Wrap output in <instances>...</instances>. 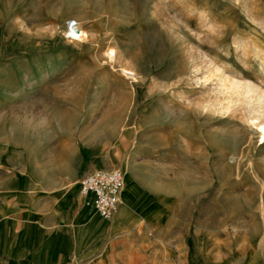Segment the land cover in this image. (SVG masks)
<instances>
[{
  "label": "rangeland",
  "instance_id": "1",
  "mask_svg": "<svg viewBox=\"0 0 264 264\" xmlns=\"http://www.w3.org/2000/svg\"><path fill=\"white\" fill-rule=\"evenodd\" d=\"M262 50L264 0H0V58L33 64L18 71L28 80L12 111L35 141L50 129L44 174L119 167L125 191L136 169L161 193V213L138 220L156 226L129 237L144 253L183 255L192 242L242 256L262 244L264 141L242 103L219 108L217 83L222 71L263 88Z\"/></svg>",
  "mask_w": 264,
  "mask_h": 264
},
{
  "label": "crops",
  "instance_id": "2",
  "mask_svg": "<svg viewBox=\"0 0 264 264\" xmlns=\"http://www.w3.org/2000/svg\"><path fill=\"white\" fill-rule=\"evenodd\" d=\"M9 54L3 51L0 58V264H264V240L254 241L242 256H211L203 244L201 254L196 253L192 242H185L183 255L163 253L155 246L151 253L142 252L144 243L129 237L156 226L138 220L161 213V198L153 197L161 193L136 169L131 188L123 190L109 219L86 203L78 183L83 173L75 176L73 162L71 171L58 179L44 174L49 126L37 129L41 140L35 141L32 122L28 126V118L11 107L16 96L25 95L28 80L26 73L19 78L18 71L30 70L33 64H17ZM35 154L42 156L41 164ZM93 168L91 162L87 171Z\"/></svg>",
  "mask_w": 264,
  "mask_h": 264
},
{
  "label": "bare ground",
  "instance_id": "3",
  "mask_svg": "<svg viewBox=\"0 0 264 264\" xmlns=\"http://www.w3.org/2000/svg\"><path fill=\"white\" fill-rule=\"evenodd\" d=\"M70 23H74V22H70ZM77 28L73 27L72 30L77 29ZM77 33H79V31ZM75 38H77V37H75ZM252 47H253V51L254 52L256 51V54H258L259 52H257V51L260 50L258 48V46L255 43H253ZM113 48H114V46H113ZM113 48H110L107 51H105L107 56L109 58H112V59L115 55V50ZM261 52H263V50ZM116 56H117V53H116ZM115 60H116V58H115ZM119 62H117V63H119ZM132 68L123 66L121 64V73H124L127 76L130 75V76L135 78V75H137V72L135 70H133ZM221 72H219V74L217 75V83L221 87L222 91L226 94L227 97H226L225 103L220 102L218 104L219 108L221 110H223V109L229 110L230 106L233 105V103H236V102H239L240 104L242 103L246 109V110L244 109L245 112H248L249 121L257 124V127L259 128L257 137L260 138V141H264V131H261V129H264V87L261 88V86L259 87L256 84L251 83L250 81H242V80H240V78L238 79V78L233 77V76H228V75L222 74ZM243 113H244V111H243ZM237 163H236V165H237L236 168H238V170H239L240 161ZM124 170H125V175L127 177V183L131 184L133 172H132L131 168L128 166H125ZM238 173H240V171H238L237 174ZM123 178H124V176H123ZM124 187L125 186L123 185L122 192L124 190ZM121 200H122V195H121ZM262 212H261V214L263 215Z\"/></svg>",
  "mask_w": 264,
  "mask_h": 264
},
{
  "label": "built area",
  "instance_id": "4",
  "mask_svg": "<svg viewBox=\"0 0 264 264\" xmlns=\"http://www.w3.org/2000/svg\"><path fill=\"white\" fill-rule=\"evenodd\" d=\"M77 28V23H70ZM80 192L86 203L104 218H111L121 202L124 185L123 170L114 168H93L79 178Z\"/></svg>",
  "mask_w": 264,
  "mask_h": 264
},
{
  "label": "snow or ice",
  "instance_id": "5",
  "mask_svg": "<svg viewBox=\"0 0 264 264\" xmlns=\"http://www.w3.org/2000/svg\"><path fill=\"white\" fill-rule=\"evenodd\" d=\"M261 131H264V129H261Z\"/></svg>",
  "mask_w": 264,
  "mask_h": 264
}]
</instances>
